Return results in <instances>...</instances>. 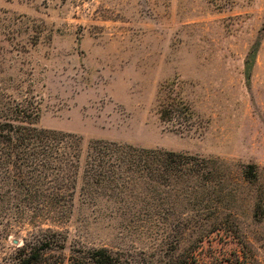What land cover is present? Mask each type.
Listing matches in <instances>:
<instances>
[{"label":"rangeland","instance_id":"rangeland-1","mask_svg":"<svg viewBox=\"0 0 264 264\" xmlns=\"http://www.w3.org/2000/svg\"><path fill=\"white\" fill-rule=\"evenodd\" d=\"M17 104L81 158L54 204L0 195V264L40 231L67 256L264 264V0H0V114ZM96 141L195 172L103 181Z\"/></svg>","mask_w":264,"mask_h":264},{"label":"trees","instance_id":"trees-1","mask_svg":"<svg viewBox=\"0 0 264 264\" xmlns=\"http://www.w3.org/2000/svg\"><path fill=\"white\" fill-rule=\"evenodd\" d=\"M39 112L20 104L0 114V195L1 202L11 193H25V202L34 203L44 197L43 203H56L68 181L73 179L81 158V139L57 131L38 128L33 117ZM172 111L161 117L169 120ZM89 161L96 164V173L106 180L109 167H122L137 178L153 179L159 167L164 180L172 176L195 172L197 158L173 152L144 150L131 146L96 141L91 144ZM186 166V167H185ZM41 202L39 201V204ZM64 240L53 231H40L26 240L14 253L10 264H153L142 259H130L113 254L107 249H78L67 256ZM165 264H191L188 261Z\"/></svg>","mask_w":264,"mask_h":264}]
</instances>
